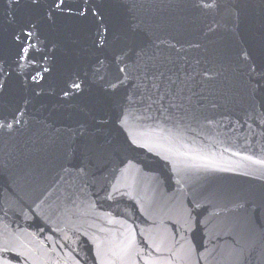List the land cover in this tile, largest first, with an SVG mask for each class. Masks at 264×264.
<instances>
[{"label":"water","instance_id":"1","mask_svg":"<svg viewBox=\"0 0 264 264\" xmlns=\"http://www.w3.org/2000/svg\"><path fill=\"white\" fill-rule=\"evenodd\" d=\"M0 264H264V0H0Z\"/></svg>","mask_w":264,"mask_h":264},{"label":"snow or ice","instance_id":"2","mask_svg":"<svg viewBox=\"0 0 264 264\" xmlns=\"http://www.w3.org/2000/svg\"><path fill=\"white\" fill-rule=\"evenodd\" d=\"M63 2V0H61V3Z\"/></svg>","mask_w":264,"mask_h":264}]
</instances>
